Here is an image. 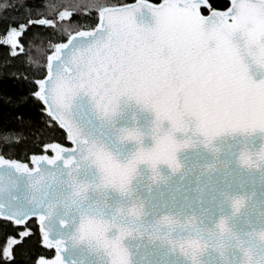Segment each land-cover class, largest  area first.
<instances>
[{"label": "snow or ice", "instance_id": "1", "mask_svg": "<svg viewBox=\"0 0 264 264\" xmlns=\"http://www.w3.org/2000/svg\"><path fill=\"white\" fill-rule=\"evenodd\" d=\"M0 57V264H264V0H0Z\"/></svg>", "mask_w": 264, "mask_h": 264}, {"label": "trees", "instance_id": "2", "mask_svg": "<svg viewBox=\"0 0 264 264\" xmlns=\"http://www.w3.org/2000/svg\"><path fill=\"white\" fill-rule=\"evenodd\" d=\"M2 59V57H0ZM12 67L15 68L18 66L19 62L18 61H11ZM22 89L18 85H13V83L9 80H4L2 83H0V93L4 95H10L14 99L21 93ZM17 109L9 107L7 104L0 105V128L4 129H12L16 128V120H15V115H16ZM20 111H23L26 116L31 117L33 120L36 119V112L33 107L30 105L23 107L20 109ZM8 136L13 138V135L11 132L8 133ZM51 134L46 135L44 139H50ZM39 137H37V140ZM33 148V141L29 139V142L26 144H23L21 146V149L24 150H32ZM4 231H11L10 229H5ZM39 249V245L37 243V237H33L32 240H30L27 244L24 245L23 251L24 255H21V251H18L17 254V264H26V261L28 259L27 253L30 252H35Z\"/></svg>", "mask_w": 264, "mask_h": 264}]
</instances>
